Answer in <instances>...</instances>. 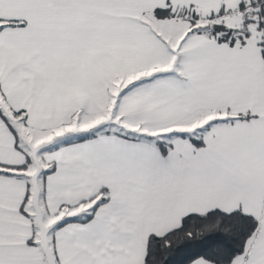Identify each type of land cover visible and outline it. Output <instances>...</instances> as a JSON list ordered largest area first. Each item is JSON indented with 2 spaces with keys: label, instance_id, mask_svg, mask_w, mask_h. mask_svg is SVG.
I'll list each match as a JSON object with an SVG mask.
<instances>
[{
  "label": "snow or ice",
  "instance_id": "6c2138e0",
  "mask_svg": "<svg viewBox=\"0 0 264 264\" xmlns=\"http://www.w3.org/2000/svg\"><path fill=\"white\" fill-rule=\"evenodd\" d=\"M0 264H264V0H0Z\"/></svg>",
  "mask_w": 264,
  "mask_h": 264
}]
</instances>
